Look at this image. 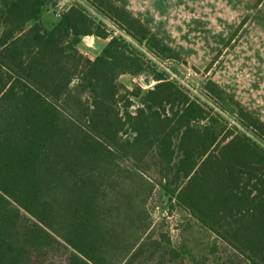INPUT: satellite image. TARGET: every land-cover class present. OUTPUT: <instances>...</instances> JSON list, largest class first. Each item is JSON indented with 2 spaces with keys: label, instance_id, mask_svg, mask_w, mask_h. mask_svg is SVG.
Instances as JSON below:
<instances>
[{
  "label": "trees",
  "instance_id": "16d2710c",
  "mask_svg": "<svg viewBox=\"0 0 264 264\" xmlns=\"http://www.w3.org/2000/svg\"><path fill=\"white\" fill-rule=\"evenodd\" d=\"M58 1L0 0V264H186L155 221L159 188L264 264V121L213 79L204 94L236 124L169 79L146 53L178 51L117 0L47 28ZM85 36L108 40L95 58ZM149 70L150 88L121 81Z\"/></svg>",
  "mask_w": 264,
  "mask_h": 264
},
{
  "label": "rangeland",
  "instance_id": "374dc122",
  "mask_svg": "<svg viewBox=\"0 0 264 264\" xmlns=\"http://www.w3.org/2000/svg\"><path fill=\"white\" fill-rule=\"evenodd\" d=\"M59 0L44 7L41 21L52 28L59 14L73 2ZM148 24L178 51L174 70L191 67L192 95L210 105L230 123L236 121L214 104L203 92L213 79L230 91L264 121V0H117ZM92 12L93 9L85 4ZM100 16V15H99ZM101 17V16H100ZM114 34L134 41L114 23L107 21ZM108 40L85 36L79 44L88 57L100 54ZM141 50L142 47L138 46ZM149 59L153 56L146 53ZM152 71L138 76L123 75L129 88L139 86L141 77L152 82ZM181 78L184 77L178 71ZM155 85V84H154ZM136 105L139 100L136 99ZM135 108V107H134ZM133 108V110H134ZM154 218L167 231L175 245L181 246L186 264H240L243 260L180 206H171L163 189H158Z\"/></svg>",
  "mask_w": 264,
  "mask_h": 264
},
{
  "label": "built area",
  "instance_id": "2783aa9c",
  "mask_svg": "<svg viewBox=\"0 0 264 264\" xmlns=\"http://www.w3.org/2000/svg\"><path fill=\"white\" fill-rule=\"evenodd\" d=\"M152 60L158 65L159 69L166 73V75L169 77V79L174 80L178 82L182 87L187 89L191 94L194 92L193 87L189 84V80L194 75L195 72L191 67L184 66L183 69L178 68V70H174L172 67V64L175 63V60L172 59H159L155 56L151 57ZM178 71H181L184 75L183 78L180 77ZM156 82L152 81L150 83H147L144 81V79L141 77V81L139 83V86L144 88H150L152 87Z\"/></svg>",
  "mask_w": 264,
  "mask_h": 264
},
{
  "label": "crops",
  "instance_id": "0c3cea01",
  "mask_svg": "<svg viewBox=\"0 0 264 264\" xmlns=\"http://www.w3.org/2000/svg\"><path fill=\"white\" fill-rule=\"evenodd\" d=\"M88 38H93V36H88ZM95 38V37H94Z\"/></svg>",
  "mask_w": 264,
  "mask_h": 264
}]
</instances>
